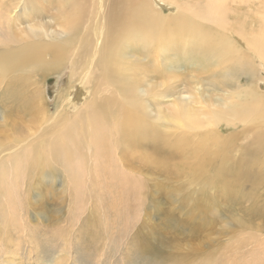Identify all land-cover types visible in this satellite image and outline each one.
<instances>
[{
  "label": "bare ground",
  "instance_id": "6f19581e",
  "mask_svg": "<svg viewBox=\"0 0 264 264\" xmlns=\"http://www.w3.org/2000/svg\"><path fill=\"white\" fill-rule=\"evenodd\" d=\"M12 1L14 0H6L11 4ZM24 1L31 2L36 12L50 11L51 6L55 8L61 19L64 35L58 37L49 28L46 30L43 24H39L38 27L31 23V28L25 29L33 39L38 37V41L20 43L22 40L20 36L29 37L22 30L20 36L15 34L16 39L13 38L9 35V26H4L7 28L6 33L0 36L6 37L2 42L20 43L15 47L0 50V88L2 87L7 100H12V104L21 105L24 109L22 113L28 118L26 130L19 134V124L13 119L7 120L5 114L0 115V218L4 227V218H14V204L19 184L27 186L31 183L36 188L41 183L60 179L64 171L68 182L75 190L79 187L87 188L90 180L103 184L106 181L120 183L116 193L112 192L113 207L118 205L120 192L123 191L120 189L123 185L127 187L130 181L126 177V172L135 175L143 169L142 165L135 166L133 160L137 158V154L145 155L148 151V138L157 136L156 128L159 123L149 119L148 96L164 95V89L160 90V93L157 90L154 94L151 93L158 83L162 84V88L164 85L169 87L167 96H171L172 92L169 82L186 80V83H189L192 97L190 103H184L176 98L167 112L166 119L171 124H176L177 130L171 132L172 137L174 139L182 137L174 144H166L167 147L176 148L175 156L183 163H188L190 159L194 160L199 172L203 171L214 158H219L220 171L230 166L237 179L245 177L248 170L243 168L240 161L228 165V160H225L228 154H224V148L227 141L233 142L232 136L224 138L216 131L205 133L201 138L198 137L197 130L219 125L222 121L235 124L249 120L264 122V94L253 89L255 81L247 87L239 84L235 92L233 90L232 93L226 94L227 96L223 100L220 99L216 107L212 106V109L210 105L208 109L202 110L198 108V104L200 106L204 101L200 96L203 90H200V86L203 82L200 83L201 79L192 73L198 72L194 69L195 61L203 58L207 67L199 73L204 72L209 76L211 72L210 82L220 83L219 86L221 84L230 86L227 84L229 78L240 74L239 70L246 72L247 76L254 62L252 57L264 59V17L257 19L258 26L257 21H251L248 17L246 21L241 18L236 24L228 27L226 24L228 0H208L206 5L193 3L188 7L179 0H154L160 7L163 5L170 8L174 6L173 4H178V12L169 15L164 14L162 8L156 7L151 0ZM64 1L68 3L69 8L65 7ZM250 5L248 4L249 7ZM86 16L88 22L85 20ZM201 21L207 23L210 21L211 25L207 26ZM1 23L7 22L0 15ZM84 25L86 28L89 25L87 30ZM39 29L46 32H38ZM45 35L50 39L40 38ZM233 37L247 44L248 48L239 47ZM52 38L55 39L54 42ZM77 45L79 49L73 56V67L70 68L72 72L70 81L75 84L74 88L59 92L61 103L53 111L48 98L43 95L45 94L43 88L50 74L66 70L71 61L72 50ZM133 51L138 53L133 54L135 57L131 56ZM170 52H174L179 60L191 59L192 67L188 68V76H183L184 72L178 71L179 68L175 65L176 62L179 63L178 58H172L175 68L169 67L170 71L163 67L164 62L159 64L158 58ZM249 53L251 54L248 55ZM148 57L149 59L151 57L149 62ZM213 65L224 67L225 70L215 74L217 68H213ZM20 69L26 71L27 75L31 73L29 77L36 82L37 89L31 94L23 95L16 88H12V81ZM148 71L157 73L162 81L149 85L145 80ZM89 77L94 82L93 96L81 109L73 112L74 114L72 112L65 114L67 107L74 106V101L79 96V88L87 83ZM204 84L206 86V83ZM141 88L142 94H138ZM104 91H107V95L99 98L98 94ZM215 91H212L213 94ZM202 96L205 97L204 94ZM202 114L206 115L207 120H202ZM163 119L164 116H160V120ZM255 125L258 126L256 122ZM34 128L38 131L33 132ZM186 136L192 137L190 144L186 142ZM214 143L219 147L209 149L208 147L214 146ZM115 145L118 150L115 149ZM189 153L191 156L187 160ZM88 154L92 156L89 157ZM145 157L141 159L142 163L145 162ZM169 162V159H161L160 168L165 164H171ZM59 163L64 171H60L59 177H53L50 170L58 174ZM261 170L264 173V161H261ZM236 178H232L224 185L226 194L236 183ZM98 191L85 189L90 195H97ZM19 212L21 214L22 209ZM31 230L35 231L33 228ZM140 249L148 253V246ZM19 250L20 248L12 252V256L19 255Z\"/></svg>",
  "mask_w": 264,
  "mask_h": 264
},
{
  "label": "rangeland",
  "instance_id": "374dc122",
  "mask_svg": "<svg viewBox=\"0 0 264 264\" xmlns=\"http://www.w3.org/2000/svg\"><path fill=\"white\" fill-rule=\"evenodd\" d=\"M179 1L188 7L193 3L206 5L208 0ZM151 2H154L156 7L162 8V12L166 15L178 12V4L166 8L163 5L160 7V4L158 5L154 0ZM227 2L228 27L236 24L241 18L246 21L248 17L251 21H257L258 26L257 19L264 17V0H247V3L246 0ZM248 4H251L250 7ZM64 5L69 8L65 1ZM0 15L7 22L0 24V36L6 33L5 27L8 26L9 35L15 39V34L20 36L23 30L29 38L20 36L22 39L20 43L39 40L38 37L33 39L27 34L25 28L30 29L31 23L38 27L39 24H43L46 30L49 28L58 37L64 35L61 19L52 6L50 11L36 12L31 2L14 0L11 4L6 0H0ZM87 19L88 16L85 20ZM201 22L207 26L211 25L210 21ZM84 28L87 30L86 25ZM38 32L46 31L39 29ZM5 38L0 37V50L20 44L2 42ZM40 38L50 39L46 35ZM51 40L54 42L55 39ZM234 41L239 47L248 48L247 44L236 39ZM78 49L79 45L72 50L71 61L65 71L50 74L46 80L43 95L48 98L53 111L61 103L60 93L74 88L75 84L70 81L72 76L70 68L73 67V56L77 54ZM174 52L165 53L158 58L159 64L164 62L163 67H167L165 69L168 71L171 70L169 67L174 66L172 58L179 60ZM133 54L138 53L134 51L131 53V56L135 57ZM252 58L254 62L249 70L250 73L248 72L246 76V72L239 70L240 74L231 76L227 82L231 87L210 82L211 72L209 74L207 72L209 76L202 72L204 73H201L202 76L199 72L204 71L203 68L207 67V63L203 58L197 59L194 69L198 72L192 74H196L197 78L201 79L200 83L203 82L201 85L203 87L200 86V90L203 89L200 96L201 100H204L200 106L198 104V108L205 110L211 105L213 109L212 106L216 107L220 99L223 100L227 96L226 94L232 93L233 90L235 92L240 85L247 87L253 81H255L253 89L264 94V59L254 56ZM149 61L151 57L150 59L148 57ZM175 65L179 68L178 71L184 72L183 76H188V68L191 69L192 61L179 60ZM212 67L217 68L215 74L225 70L224 67L216 65ZM30 74L18 70L17 76L12 81V88H16L23 95L35 91L36 82L29 77ZM233 77L238 79L235 80ZM145 80L149 85L162 81L157 73L150 71ZM169 83L172 86L171 96L166 94L169 87L164 85L162 88L160 83L155 84L156 88L151 93L154 94L155 90L160 93V90L164 89V95L148 96L149 119L159 123L156 128L157 136L148 138L147 153L137 154V158L133 160L135 166L142 165L143 169L135 175L126 172V177L130 181L127 187L124 185L121 187L120 190L123 191L120 192L118 205L113 207L112 192L116 193L120 183L106 181L103 184L90 180L91 183L87 188L79 187L75 190L68 182L63 166L59 163L58 174L52 170L50 173L53 177H59L60 171H64L60 179L41 183L36 188L31 183L27 186L19 184L14 204V218H4L5 227L0 218V264H264V173L261 170V161H264V122L249 120L235 124V122L222 121L219 125H211V130L209 126L197 130L198 137L201 138L205 133L216 131L224 138L232 136L233 142L227 141L224 148V154H228L225 160H228V165L240 161L243 168L248 170L243 179H237L230 166L220 171L218 165L221 164V159L214 158L203 171L199 172L194 160L190 159L188 163H183L175 156L176 148L166 146L167 143L174 144L177 139L182 138L174 139L171 134L176 129V124H171L167 120L171 103L176 98L184 103H190L192 100L189 83L187 84L186 80ZM208 83L211 88L213 87L212 89L209 88ZM142 89L138 94H142ZM210 89L213 92L216 90L215 93L213 94ZM93 91L94 82L89 77L87 83L79 88V96L75 99L74 106L67 107L64 113H75L81 109L93 96ZM203 94L205 97L202 96ZM106 95L107 91H104L99 93L98 97L102 98ZM11 102L13 101L7 100L1 87L0 115L5 114L7 120H15L19 124V134H22L26 130L28 118L22 113L24 109L20 104L19 107ZM162 115L165 119L160 120ZM201 118L207 120L205 114H202ZM36 130L38 131L34 128L33 132ZM191 139L192 137L186 136L188 144L191 143ZM117 145L121 146V144ZM117 145L114 146L115 149L118 148ZM213 145L208 148L214 150L219 147L217 143ZM88 155L92 156V154ZM144 156H146L145 162L142 163L141 159ZM189 156L191 153L188 154L187 160ZM161 159H169L171 164H165L168 167L160 168ZM232 178H236V183L226 194L224 185ZM85 189L99 191L97 195H90ZM32 228L35 231H32ZM89 228L90 230L92 228V231ZM146 246L148 253L140 249ZM18 248L20 254L12 256L11 253Z\"/></svg>",
  "mask_w": 264,
  "mask_h": 264
}]
</instances>
